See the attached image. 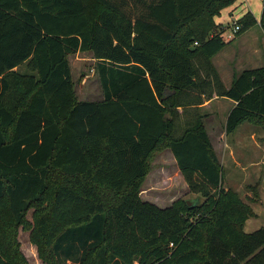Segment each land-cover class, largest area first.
Listing matches in <instances>:
<instances>
[{
    "label": "trees",
    "instance_id": "trees-1",
    "mask_svg": "<svg viewBox=\"0 0 264 264\" xmlns=\"http://www.w3.org/2000/svg\"><path fill=\"white\" fill-rule=\"evenodd\" d=\"M234 1L0 0V264H28L19 227L47 264H264V227L244 229L254 211L224 186L202 112L225 97L228 134L264 125V65L226 87L212 61ZM77 52L96 58L102 99L78 98ZM165 149L204 201L142 199Z\"/></svg>",
    "mask_w": 264,
    "mask_h": 264
},
{
    "label": "rangeland",
    "instance_id": "rangeland-1",
    "mask_svg": "<svg viewBox=\"0 0 264 264\" xmlns=\"http://www.w3.org/2000/svg\"><path fill=\"white\" fill-rule=\"evenodd\" d=\"M263 1L235 0L230 5L223 7L214 17L220 29H224V39L228 42L226 49L216 58V68L221 73L226 74L225 71H228L231 75L232 70L238 73L245 68L264 65V32L260 26L256 24L246 31H238L231 38H228L234 23L239 22L246 15L249 11L248 7L252 8V14L256 18L261 16ZM70 61L78 98L87 100L102 99L103 94L95 69L96 60L93 54L90 52H78L70 56ZM225 80L228 84L227 78ZM230 108L229 101L216 99L213 105L203 107L202 112L204 114V122L211 132L212 139L215 143H218V153L223 162L224 184L226 186L228 184H240L237 185L238 187L233 188L231 186V188L237 192L246 205L251 207L254 214L256 212L259 214L251 219L246 227L244 225L246 231H253L264 227V202H260L261 193L256 186L258 176L245 178L243 172L239 174V170L245 164L242 165L241 162V166L233 168L234 160L231 157L230 149L233 148L236 158L239 160L259 158V153H256L254 146L249 144L248 139L255 137L264 140V125L256 121H245L234 132L228 134L225 126ZM215 111L216 117L213 121L210 115ZM213 126H216V129ZM226 142L230 145H226ZM263 154L264 152H262V156H264ZM261 165L264 170V163L261 162ZM262 183L264 184V180H262ZM140 195L143 200L156 203L161 207L169 206L178 199L199 198L200 201H204V198L199 193L191 191L189 188L170 149L159 151L154 155L152 169ZM259 203H261L262 207L255 208L259 206ZM31 213L32 211L28 214L30 220L32 219ZM17 237L20 249L28 264H47L39 256L38 246L31 241L29 230L19 227ZM68 264H73V262L68 261Z\"/></svg>",
    "mask_w": 264,
    "mask_h": 264
},
{
    "label": "crops",
    "instance_id": "crops-1",
    "mask_svg": "<svg viewBox=\"0 0 264 264\" xmlns=\"http://www.w3.org/2000/svg\"><path fill=\"white\" fill-rule=\"evenodd\" d=\"M249 9V11L248 12H252V8L251 7H248ZM247 10V9H246ZM245 10V11H246ZM261 17V16H260ZM260 17L259 18H256L257 20H258V23H257V25L258 26H260V24H259V21H260ZM226 49V47L223 49V50H221L219 53H217L215 56H213L212 57V61H213V63H214V65H215V67H217V65H216V58L218 57V55H220L221 53H223V51ZM78 53V52H77ZM91 53V52H90ZM95 58V57H94ZM95 60H96V58H95ZM243 70V69H242ZM241 70V71H242ZM218 71V73H219V75H220V77H221V79H222V81H223V83H224V85L226 86V87H229L230 85H231V83H232V80H233V76L235 75V74H237L234 70H232L231 72V75H230V72H228V71H225V73L227 74V76H228V74H229V76L227 77V76H225L226 74H224V73H221L219 70H217ZM241 71H239V72H241ZM238 72V73H239ZM225 78H227V80H228V84H227V81L225 80ZM229 78V79H228ZM216 99H222V100H225V101H229L230 102V107L232 108L234 105H235V101H233L232 99H228V98H225V97H221V98H219L218 96H215L214 98H212L211 100H207L203 105H202V108L203 107H206V106H210V105H213V102L216 100ZM82 100H87V99H82ZM230 108V109H231ZM228 116V115H227ZM215 117H216V111L213 113V114H211L210 115V118H211V120H215ZM227 118V117H226ZM205 125H206V123H205ZM213 128L214 129H216V126H213ZM206 129H207V131H208V133H209V136H210V139H211V141H212V144H213V146H214V148H215V151H216V153H217V156H218V159H219V161L221 162V164H223V162H222V160H221V157H220V155H219V153H218V151H219V149H218V147H217V144L218 143H215V141L212 139V136H211V132L208 130V127H207V125H206ZM211 129V128H210ZM248 142H250L249 144H252L253 146H254V149H255V151H256V153L258 152L259 153V158H256V159H243V160H239V159H237L236 158V155H235V151L233 150V148L232 149H230V154H231V157H232V159L234 160V166H233V168L235 167V166H241V162H242V165L243 164H245V165H243V167L239 170V174H241L242 172H243V174H244V177L246 178V177H250V178H252V177H255V176H258V178H257V184H256V186L258 187V189L257 190H259V192L261 193V200H260V202H264V184L262 183V180H264V170L262 169V165H261V162L262 163H264V156H262V152H264V140H261L260 138L259 139H257V138H255V137H253L252 139L251 138H249L248 139ZM226 145H230L228 142H226ZM264 155V154H263ZM253 161V162H252ZM244 162V163H243ZM149 174H150V172H149ZM149 174H148V176H149ZM148 176H147V178H148ZM263 177V178H262ZM147 178L145 179V181H144V183H143V185H142V189H141V192L144 190V184H145V182H146V180H147ZM237 185H240V184H228L227 186L224 184V186L226 187V188H231V186L233 187V188H235V187H238ZM148 188V187H147ZM254 207V206H253ZM257 207H262L261 206V203H259V206H256L255 208H257ZM259 214L256 212V214H255V216H253L252 218H248L247 219V221H246V223H245V227H246V225L251 221V219H253L254 217H256V216H258ZM247 232H251V231H247Z\"/></svg>",
    "mask_w": 264,
    "mask_h": 264
},
{
    "label": "built area",
    "instance_id": "built-area-1",
    "mask_svg": "<svg viewBox=\"0 0 264 264\" xmlns=\"http://www.w3.org/2000/svg\"><path fill=\"white\" fill-rule=\"evenodd\" d=\"M240 29H241V25H240L239 23H237V22L234 23L233 28H232V32L229 33L228 38H231L232 35H233L234 33H237L238 31H240ZM224 35H225V33L223 32V33H222V37H223V38H224Z\"/></svg>",
    "mask_w": 264,
    "mask_h": 264
},
{
    "label": "water",
    "instance_id": "water-1",
    "mask_svg": "<svg viewBox=\"0 0 264 264\" xmlns=\"http://www.w3.org/2000/svg\"><path fill=\"white\" fill-rule=\"evenodd\" d=\"M196 201H197V200H196ZM187 203H188L189 205H192L193 200H192V199H187Z\"/></svg>",
    "mask_w": 264,
    "mask_h": 264
}]
</instances>
